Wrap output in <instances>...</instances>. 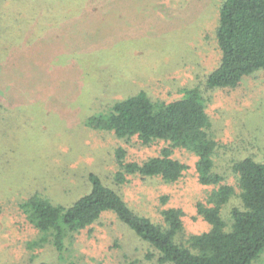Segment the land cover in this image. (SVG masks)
<instances>
[{
	"label": "rangeland",
	"instance_id": "374dc122",
	"mask_svg": "<svg viewBox=\"0 0 264 264\" xmlns=\"http://www.w3.org/2000/svg\"><path fill=\"white\" fill-rule=\"evenodd\" d=\"M25 2L39 4L33 17ZM84 2L1 0L0 264H161L111 211L65 237L61 251L50 242L25 247L37 233L18 203L38 194L68 206L89 191L90 173L156 223H162L163 209L173 207L183 212V235L210 228L196 206L216 186L199 183L197 158L185 149L172 150L187 166L174 182L129 175L120 186L113 183L118 147L125 161L142 162L167 146L162 140L143 145L135 136L118 138L87 125L89 116L107 111L117 97L144 89L153 100L168 102L185 88H200L217 142L213 169L221 183L235 188L221 210L228 224L231 207L240 205L233 164L264 157V68L232 88L203 84L220 59L216 27L223 0H130L110 8L108 20L90 22L91 7ZM88 31L90 42L100 39L96 49H102L90 54L97 59L89 60L91 66L82 50ZM253 264H264V253Z\"/></svg>",
	"mask_w": 264,
	"mask_h": 264
},
{
	"label": "trees",
	"instance_id": "16d2710c",
	"mask_svg": "<svg viewBox=\"0 0 264 264\" xmlns=\"http://www.w3.org/2000/svg\"><path fill=\"white\" fill-rule=\"evenodd\" d=\"M127 1L130 0H85V6L91 7L86 10L87 20L101 16L108 20L112 15L110 8ZM25 3L33 17L39 4ZM1 21L0 0V24ZM90 34L88 31V47L82 49L89 66L90 61H97L90 54L102 51L96 49L101 44L100 39L90 42ZM216 40L220 59L206 75L203 82L206 89L235 87L244 76L264 68V0H223ZM97 75L104 76L98 72ZM110 105L107 111L89 116L87 125L112 131L118 138L135 136L143 145L156 140L167 143L159 155L142 162L125 161V151L118 147L115 151L118 170L113 183L120 186L129 175L160 176L166 182H174L187 166L171 156L172 150L185 149L197 158L195 169L199 183L216 186L206 202L196 206L197 214L210 228L183 235V212L173 207L163 209L160 212L162 223H156L134 212L117 189L90 173L89 191L68 206L55 204L38 194L18 203V212L37 233V237L25 242V247L32 250L50 242L61 251L65 237L111 211L150 245L161 264H253L264 253V157L262 161L244 157L233 164L240 205L231 207L228 224L221 210L235 194V188L221 183L223 177L213 169L217 142L211 133V121L200 88H185L181 97L168 102L153 100L146 90L139 89L117 97Z\"/></svg>",
	"mask_w": 264,
	"mask_h": 264
}]
</instances>
